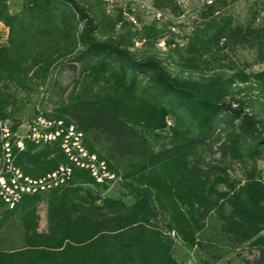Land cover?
Returning a JSON list of instances; mask_svg holds the SVG:
<instances>
[{"label": "trees", "instance_id": "16d2710c", "mask_svg": "<svg viewBox=\"0 0 264 264\" xmlns=\"http://www.w3.org/2000/svg\"><path fill=\"white\" fill-rule=\"evenodd\" d=\"M8 1L0 0L8 29L0 119L23 107L18 91L54 69L67 73L72 86L54 117L73 123L87 149L123 172L120 195L133 202L106 197L98 204L92 179L76 169L69 184L44 194L48 231L37 234L39 195L11 210L0 200V229L16 213L23 228L22 245L0 250V264H187L173 257L172 232L200 252L199 264H264V182L255 170L264 159V70L246 73L232 61L179 67L157 47L173 35L165 25L133 30L102 0H21L14 13ZM225 3H205L199 18L212 21ZM152 5L180 13L174 0ZM219 38L220 50L247 47L264 64V27L223 30ZM156 130L170 134L158 148L148 137ZM63 163L57 145H28L17 161L31 177ZM231 163L249 165L238 186L227 176Z\"/></svg>", "mask_w": 264, "mask_h": 264}, {"label": "rangeland", "instance_id": "374dc122", "mask_svg": "<svg viewBox=\"0 0 264 264\" xmlns=\"http://www.w3.org/2000/svg\"><path fill=\"white\" fill-rule=\"evenodd\" d=\"M102 1L106 3L110 14L121 10L124 20L127 22L134 21L133 30H140L142 27L151 24H155L160 29L165 25V28L170 31L171 28H174L171 31L173 35L166 34L159 39L157 47L163 52V55L171 52L174 64L179 67L187 69L195 66L197 69L206 70L216 62L232 61L245 68L246 73L264 70V64L256 63L253 51L240 46L235 51H222L219 47L224 43V40L218 39L223 30L247 26L252 28L264 27V0H226V3L220 6L219 11L215 13L212 21L208 23L199 18L202 6L208 0H186L185 9L187 13L184 18L167 16V18L162 19H156L155 15L146 12V9H142V5L148 4L149 0H110V4L107 3L108 0ZM20 6L21 0H9L7 2L9 13L16 12ZM7 33L8 29L0 22V46L5 44ZM70 77L67 73H58L54 69L44 79L33 81L30 91H18L17 93L21 104L23 103L21 110L4 120L16 125L32 118L38 110L50 112L52 116L56 115V108L66 100L70 92L72 86ZM169 135L167 130H156L148 137L158 148L167 144ZM24 151L26 150H20V153ZM110 165L108 163L109 169L117 174L119 181L107 185H97L90 177L93 181L90 186L94 189V194L100 196L97 203L100 204L102 198L111 197L120 198L127 205L132 204V199L120 195V184L125 181L123 172L115 169L113 163ZM247 169H249L248 164L231 163L227 170V176L231 182H235L238 186L243 183L244 173ZM255 170L264 182V159L256 163ZM95 186H100V188L95 190ZM218 190L224 192L227 188L221 185ZM39 198L40 200L34 206V220L32 222L33 231L37 234L48 231V198L44 194L39 195ZM22 235L21 213H16L9 223L0 229V250L10 251L19 248L22 245ZM168 235L173 240V257L178 262L200 263L201 255L196 248L184 244L175 237L173 232L168 233ZM242 257L249 259L251 255L242 252ZM232 260L234 263L237 262L234 257Z\"/></svg>", "mask_w": 264, "mask_h": 264}, {"label": "built area", "instance_id": "2783aa9c", "mask_svg": "<svg viewBox=\"0 0 264 264\" xmlns=\"http://www.w3.org/2000/svg\"><path fill=\"white\" fill-rule=\"evenodd\" d=\"M153 1L142 5V9L155 15L156 19L174 16L169 11L156 10ZM174 1L180 8V13L175 17L184 18L187 13L186 0ZM210 2L208 0L206 3ZM134 23L131 21L132 25ZM28 145H57L66 163L40 177L26 175L17 161L20 150H27ZM76 169L87 172L97 185L119 181L117 174L109 169L107 161L86 148L83 133L64 118L38 110L32 118L16 125L0 119V200L5 208L14 209L25 197L47 194L66 186Z\"/></svg>", "mask_w": 264, "mask_h": 264}]
</instances>
